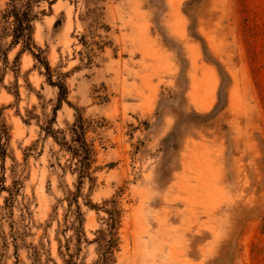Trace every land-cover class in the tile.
Listing matches in <instances>:
<instances>
[{
	"label": "rangeland",
	"instance_id": "374dc122",
	"mask_svg": "<svg viewBox=\"0 0 264 264\" xmlns=\"http://www.w3.org/2000/svg\"><path fill=\"white\" fill-rule=\"evenodd\" d=\"M49 2L34 40L72 105L53 129L75 108L108 127L94 186L79 187L36 118L54 117L58 89L41 60L9 53L17 192L0 195V264H95L115 210L111 264H264V0Z\"/></svg>",
	"mask_w": 264,
	"mask_h": 264
},
{
	"label": "trees",
	"instance_id": "16d2710c",
	"mask_svg": "<svg viewBox=\"0 0 264 264\" xmlns=\"http://www.w3.org/2000/svg\"><path fill=\"white\" fill-rule=\"evenodd\" d=\"M49 0H8L4 9L0 11V84H3L9 65V53L20 46L17 55L19 58L24 53H30L35 59L41 60L47 70V81L50 86L58 89L57 106L53 109L54 117L46 120L45 124H40L39 116L38 125L40 126L46 138H52L68 157V168L72 174L78 175V184L81 187L85 181L91 183V189L96 181L95 173L98 167H95L98 157L97 141H103L102 134L108 127V121L104 117H86L84 111L75 108V120L69 124L66 129L54 130L55 118L57 111L68 101L69 91L65 82L66 76L62 75L57 81H53L52 70L46 58H41L42 50L37 47L34 40L36 22L41 20L45 11H39L41 4ZM58 24V22H57ZM34 50H39L36 53ZM11 141L10 127L8 126L3 113H0V195L3 192H10L11 199L15 197L14 191L6 187L5 161L9 156V146ZM103 145V144H101ZM18 183L14 182V186ZM15 188V187H13ZM17 190V187L15 188ZM92 206L91 204L89 205ZM109 220L107 221V231L100 230L95 242L99 244V259L95 264H111L114 262V252L119 246L118 226L120 224L121 212L115 210L108 212ZM82 226L83 220L80 219Z\"/></svg>",
	"mask_w": 264,
	"mask_h": 264
}]
</instances>
